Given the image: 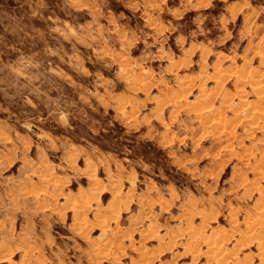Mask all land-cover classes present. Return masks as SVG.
<instances>
[{
    "label": "rangeland",
    "instance_id": "1",
    "mask_svg": "<svg viewBox=\"0 0 264 264\" xmlns=\"http://www.w3.org/2000/svg\"><path fill=\"white\" fill-rule=\"evenodd\" d=\"M0 253L264 264V0H0Z\"/></svg>",
    "mask_w": 264,
    "mask_h": 264
},
{
    "label": "crops",
    "instance_id": "2",
    "mask_svg": "<svg viewBox=\"0 0 264 264\" xmlns=\"http://www.w3.org/2000/svg\"><path fill=\"white\" fill-rule=\"evenodd\" d=\"M197 1H198V3L200 2V0H197ZM0 262H8L9 263V257L7 256V254L5 255V254L0 253Z\"/></svg>",
    "mask_w": 264,
    "mask_h": 264
},
{
    "label": "bare ground",
    "instance_id": "3",
    "mask_svg": "<svg viewBox=\"0 0 264 264\" xmlns=\"http://www.w3.org/2000/svg\"><path fill=\"white\" fill-rule=\"evenodd\" d=\"M198 89H200L201 88V85H200V88L199 87H197ZM200 93V92H199ZM216 243V242H215Z\"/></svg>",
    "mask_w": 264,
    "mask_h": 264
}]
</instances>
